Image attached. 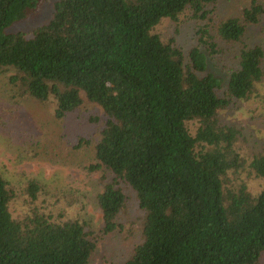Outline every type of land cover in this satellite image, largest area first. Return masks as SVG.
<instances>
[{"label": "trees", "instance_id": "1", "mask_svg": "<svg viewBox=\"0 0 264 264\" xmlns=\"http://www.w3.org/2000/svg\"><path fill=\"white\" fill-rule=\"evenodd\" d=\"M220 1L57 0L47 23L10 33L40 0H0V70L14 71L9 84L21 98L0 99V135L12 143L39 138L28 117L16 114L25 105L53 98L52 120L86 101L97 106L103 119L89 123L96 139L78 133L68 150L89 146L86 168L110 176L96 194L102 235L120 227L122 185L145 212L142 240L121 264H260L264 256V188L254 195L245 184L230 186L247 163L238 151L244 136L220 118L261 96L264 45L252 43L249 30L261 24L264 3L250 0L218 22ZM186 11L198 22L191 48L153 32ZM225 46L232 58L226 79L210 68ZM249 167L264 178V148ZM15 189L0 172V264H89L98 238L87 223L40 209L48 190L38 180L27 182L29 210L16 218Z\"/></svg>", "mask_w": 264, "mask_h": 264}, {"label": "rangeland", "instance_id": "2", "mask_svg": "<svg viewBox=\"0 0 264 264\" xmlns=\"http://www.w3.org/2000/svg\"><path fill=\"white\" fill-rule=\"evenodd\" d=\"M56 1L40 0L25 19L12 24L7 31L29 32L47 23ZM249 2L250 0H221L218 22L222 18L236 15ZM261 2L264 3V0ZM197 26L198 22L186 11L177 21L162 19L153 32L167 40L175 38L179 46L189 49L197 42ZM249 35L252 43L264 45V16L261 24L249 30ZM227 47L229 46L223 48L224 52H227L224 58H215L210 63L211 70L224 79L227 78L232 65L231 52ZM11 74H14V71L0 70V99L16 103L21 101V98L17 96L18 90L9 84ZM257 88L261 96L239 101L220 112L221 121L240 127L244 136L238 144V151L247 163L237 176H231L230 186L239 189L245 184L254 195L264 188V178L257 176L249 167L253 155L264 148V80L258 83ZM54 109L55 100L51 98L45 105L34 104L29 109L25 105L16 111L19 118H22L23 114L28 117L24 119V123L29 133H37L39 136L34 141L31 138L17 137L12 143L0 135V172L16 186L18 195L12 203V212L16 218L24 217L29 210L25 201L29 196L26 191L27 182L38 180L45 184L48 190V194H41L37 201L40 209L62 220H84L87 223L86 230L98 238L89 264H121L131 256L134 247L142 240L145 212L139 207L134 191L122 185L127 200L117 218L120 227L108 235L101 234L103 220L96 203V194L103 190L104 183L110 180V176L105 178L100 170L90 172L86 168L92 161L89 146L69 151L71 145L67 141L78 133L96 139L97 126L92 128L89 123L100 124L103 119L101 111L86 101L67 119L52 120L51 112ZM95 118L98 120H94ZM28 119L29 122L26 123ZM260 264H264V256Z\"/></svg>", "mask_w": 264, "mask_h": 264}]
</instances>
